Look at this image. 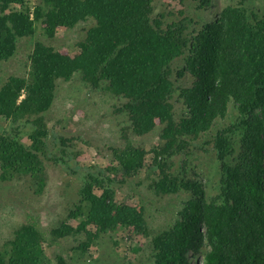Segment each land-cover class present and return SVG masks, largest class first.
<instances>
[{
  "label": "trees",
  "instance_id": "trees-1",
  "mask_svg": "<svg viewBox=\"0 0 264 264\" xmlns=\"http://www.w3.org/2000/svg\"><path fill=\"white\" fill-rule=\"evenodd\" d=\"M36 1L31 11L30 0H0V63L13 58L19 40L33 38L39 28L53 39L58 28L71 30L89 19L94 24L73 58L35 41L27 78L10 77L0 88V118L12 124L27 120L32 142L20 143L16 130L0 134L1 181L25 177L37 193L43 190L51 136L44 113L52 106L56 82L76 74L90 90L103 88L123 102L120 111L135 135L161 125L162 144L151 151L154 162L213 132L215 198L208 199L202 186L184 175H162L155 185L158 194L185 191L192 200L169 230L153 237V264H197L199 257V264H264V17L251 22L245 0L208 14V20L200 13L213 9L210 0H177L194 5L170 23L154 14L153 0ZM233 114L229 126L221 124ZM145 157L127 139L115 151L116 167L109 173L133 177ZM153 168L161 170L159 164ZM91 187L81 190L70 214L84 217L78 230L64 226L48 240L38 219L28 215V223L3 244L0 264H52L45 247L81 230L93 237L85 230L89 225L99 234L130 227L146 234L142 212L114 205L111 193L96 196Z\"/></svg>",
  "mask_w": 264,
  "mask_h": 264
},
{
  "label": "rangeland",
  "instance_id": "rangeland-1",
  "mask_svg": "<svg viewBox=\"0 0 264 264\" xmlns=\"http://www.w3.org/2000/svg\"><path fill=\"white\" fill-rule=\"evenodd\" d=\"M210 2L213 9L200 13L203 20H208V14H215L216 10L226 6H237L241 1ZM35 5L37 1L30 0L31 11ZM193 5L191 2L182 5L177 0H153L154 14L163 15L167 23L181 17V12L189 13ZM243 8L251 22L255 21L254 16L259 19L264 17V0H245ZM93 24L94 21L89 19L71 30L58 28L53 39H48L38 27L33 38L20 39L14 57L0 63V88L10 77L27 78L35 41L73 58L79 54L78 45L85 41ZM182 82L190 84L187 79ZM56 85L52 106L44 113V122L51 136L43 190L37 193L25 177L9 182L0 179V250L13 238L16 229L28 223V215L38 219L48 240L54 238L56 229L64 226L78 230L84 217L72 218L70 214L76 212L79 206L81 190L91 185V191L96 196L108 191L112 196L110 203L142 212L147 224L146 234L132 227L99 234L89 225L85 230L92 232L93 237L89 238L81 230L47 245L45 248L51 263L60 264L58 259H62L65 264H153V237L169 230L179 218L178 211L192 200L191 194L185 191L158 194L155 185L162 175H184L186 180L200 184L208 199L215 198L218 178L211 140L213 132L208 137L187 140L180 152L161 156L154 162L151 151L162 144L159 139L161 125H157L154 132L137 136L127 115L120 111L123 102L103 88L90 90L76 74L68 82L58 80ZM23 98L24 93L19 100ZM234 116L221 124L229 126ZM25 121L12 124L8 119L0 118V134H12L16 130L20 132L18 141L31 146V126ZM127 139L134 147L143 150L146 157L144 167L135 176L123 178L112 172L116 167L113 157ZM154 164H159L161 170L154 169ZM104 172H108L107 175ZM90 176L98 178L101 185L95 183L96 179L91 180ZM200 261L199 257L196 263Z\"/></svg>",
  "mask_w": 264,
  "mask_h": 264
}]
</instances>
